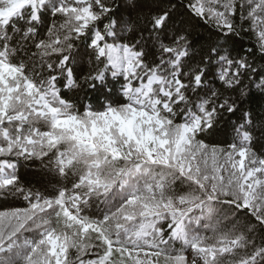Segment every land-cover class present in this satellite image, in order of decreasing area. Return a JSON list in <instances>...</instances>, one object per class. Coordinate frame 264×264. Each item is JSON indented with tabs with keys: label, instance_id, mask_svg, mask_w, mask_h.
I'll list each match as a JSON object with an SVG mask.
<instances>
[{
	"label": "snow or ice",
	"instance_id": "obj_1",
	"mask_svg": "<svg viewBox=\"0 0 264 264\" xmlns=\"http://www.w3.org/2000/svg\"><path fill=\"white\" fill-rule=\"evenodd\" d=\"M0 264H264V0H0Z\"/></svg>",
	"mask_w": 264,
	"mask_h": 264
}]
</instances>
